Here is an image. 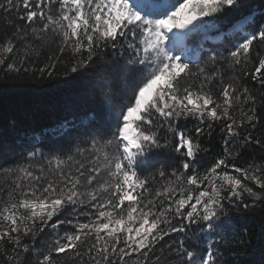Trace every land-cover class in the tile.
I'll return each instance as SVG.
<instances>
[{"label":"snow or ice","instance_id":"snow-or-ice-1","mask_svg":"<svg viewBox=\"0 0 264 264\" xmlns=\"http://www.w3.org/2000/svg\"><path fill=\"white\" fill-rule=\"evenodd\" d=\"M221 26L223 51L189 46ZM61 67L91 72L104 117L2 154L0 264H225L236 213L264 208V155L244 152L264 154V0H0V72Z\"/></svg>","mask_w":264,"mask_h":264},{"label":"trees","instance_id":"trees-1","mask_svg":"<svg viewBox=\"0 0 264 264\" xmlns=\"http://www.w3.org/2000/svg\"><path fill=\"white\" fill-rule=\"evenodd\" d=\"M224 31H227L226 26H221L219 30L209 32L207 39L202 35L194 36L189 46L195 48L203 41L204 48L199 54L206 59L212 49L223 51L221 45L224 41H212L211 37ZM107 52L110 55L111 49ZM62 73V67L52 78H40L38 74H21L19 78H9L0 72V163L3 162L4 152L8 153V158L14 159L15 153L25 152L33 146L48 154L50 149L63 143L60 132L67 129L70 134L75 135L87 126V116L91 112H97L98 117L103 120L104 113L99 109V93L88 87L91 72L85 71L76 79L66 78ZM261 115L264 116V111ZM72 125L76 127L73 128ZM181 127L191 129L192 122L182 121ZM53 129L57 130L56 133L52 132ZM201 142L211 153L218 152L219 130L211 138L205 136ZM244 152L246 156L254 155L258 160L264 155L255 147L247 148ZM236 215L244 217V227L229 238L224 246L223 260L225 264L229 261L233 264L237 261L258 264L264 208L257 207L247 216L244 213Z\"/></svg>","mask_w":264,"mask_h":264},{"label":"bare ground","instance_id":"bare-ground-1","mask_svg":"<svg viewBox=\"0 0 264 264\" xmlns=\"http://www.w3.org/2000/svg\"><path fill=\"white\" fill-rule=\"evenodd\" d=\"M215 38V37H214Z\"/></svg>","mask_w":264,"mask_h":264}]
</instances>
